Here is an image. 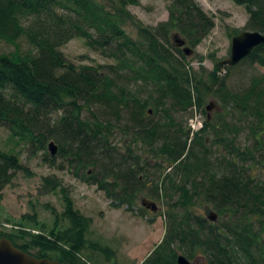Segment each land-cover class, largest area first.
<instances>
[{
	"label": "trees",
	"instance_id": "16d2710c",
	"mask_svg": "<svg viewBox=\"0 0 264 264\" xmlns=\"http://www.w3.org/2000/svg\"><path fill=\"white\" fill-rule=\"evenodd\" d=\"M168 1V19L149 27L128 10L139 0H0V40L14 46L13 52L0 54V127L22 142L48 136L63 140L69 151L59 147L58 152L74 165L75 178L97 186L111 205H127L128 210L147 188L137 174L149 161L154 158L160 172L168 168L160 184L149 189L159 197L162 186L169 198L165 233L140 264H177L179 255L191 261L199 254L206 264H264V176L255 174L264 169V76L252 75L246 86L232 89L228 75H220L241 64L264 66V43L237 65L219 62L207 75H192L186 54L170 35L195 47L214 23L194 0ZM234 1L247 11L245 31L264 35V0ZM21 38L28 52L20 49ZM74 38L116 63L68 62L60 48ZM131 83L144 86L146 96L131 91ZM209 97L223 112L211 117L205 106ZM95 109L117 123L101 120ZM60 111L64 115L49 130L46 121ZM84 112L91 119L83 118ZM122 112L129 114L130 125H119ZM189 112L187 126L177 121L176 114ZM197 112L204 120L193 131L190 120ZM114 128L130 138L122 149L111 142ZM213 145L225 149V155L214 158ZM138 146L146 158L136 154ZM22 169L16 154L0 149V199ZM44 186L58 189L63 199L52 227L46 230L42 224L37 232L23 223L11 232L0 227V239L36 259L100 264L95 253L101 252L110 261L109 249L88 238L92 220L74 208L69 191L50 178ZM199 201L211 204L225 222L197 215ZM27 219L39 224L35 217Z\"/></svg>",
	"mask_w": 264,
	"mask_h": 264
},
{
	"label": "rangeland",
	"instance_id": "374dc122",
	"mask_svg": "<svg viewBox=\"0 0 264 264\" xmlns=\"http://www.w3.org/2000/svg\"><path fill=\"white\" fill-rule=\"evenodd\" d=\"M202 11L212 18L213 28L202 39L201 43L195 47L185 42L181 48L191 49V53L186 56V64L192 75H207L215 65L229 58L231 49V40L234 36L245 31L248 14L244 5L235 3L234 0H194ZM168 0H139L136 6H129L128 10L144 25L155 27L160 22L168 19ZM127 31L136 37L135 31L127 26ZM172 44H176L180 38L175 33L170 35ZM22 52H28L30 46L24 38L19 39ZM177 45V44H176ZM65 59L76 65H90L94 67L113 65L116 62L112 59L103 57L99 52H95L86 46L85 41L80 38H74L60 48ZM14 51V46L0 40V54H8ZM178 56V52L174 51ZM100 72H108L107 68H99ZM221 77L228 75L227 80L230 88L238 89L246 86L252 75H263L264 66L257 64H241L236 69L226 74L223 70ZM140 84L131 83L128 88L134 93H139L142 97L146 96V90ZM211 105L208 113L213 116L214 112H223L219 102L213 97L206 99L205 106ZM101 110H94L97 117L101 120L108 118L113 124L115 119L106 116ZM65 112L52 113L46 121L48 129L53 130L58 121ZM198 120L203 122L204 115L197 112ZM129 114L122 112L119 120L120 126L130 125ZM153 119L157 116L151 115ZM179 123L187 126L188 119L192 113L176 114ZM225 116V114H224ZM83 118L91 119V115L84 112ZM49 132H46V137ZM54 136V134H53ZM246 134H242L238 140L240 144L245 142ZM130 141V138L122 133L121 129H113L111 142L117 143L120 149ZM211 139H209L210 143ZM54 143L57 147L55 155H51L49 145ZM63 140L57 141L54 137H47L44 141L41 137L36 142H22L17 139H11L7 129L0 127V149L5 152L14 153L18 156L23 169L17 171L10 184L6 185L2 191L0 199V227L5 232H11L19 223H23L26 229H35V232L43 224L46 230L53 225L55 215L63 211V199L58 189L50 191L44 186V179L50 178L55 182H60L61 186L69 191V195L74 203V208L81 214L91 218L92 224L88 238L98 242L101 247L109 249L111 260L104 253L96 252L95 256L100 264H140L147 254L162 240L166 229V213L169 209V198L161 192L159 197H153L149 189L153 185L160 184L162 174L168 172L167 165L163 171H159L154 163V158L145 166V171L137 174L145 181L147 188L138 193L134 205L128 210L127 205L113 206L111 200L106 197L104 191L97 186L89 185L75 178L74 165L61 156L58 152L59 147L67 150V145ZM136 154L142 159L148 156L146 150L139 146L135 149ZM69 151V148L68 150ZM214 158H221L225 155V149L220 145L212 146ZM92 170L86 168L85 171ZM255 174L264 176V169H257ZM83 174V171H82ZM161 177V178H160ZM263 178V177H262ZM48 191V192H47ZM147 200L155 203L157 210L152 212L146 209L141 213L142 201ZM197 215L206 218L211 212H216L211 204L198 202L194 207ZM27 217H35L38 225L29 221ZM208 220V219H207ZM209 221V220H208ZM211 222V221H210ZM216 222H225L221 216L217 215ZM212 222V223H216ZM18 227V226H16ZM264 245V234H262ZM193 264H206V259L198 257L191 260ZM94 263V262H93ZM95 264V263H94Z\"/></svg>",
	"mask_w": 264,
	"mask_h": 264
},
{
	"label": "water",
	"instance_id": "95a60500",
	"mask_svg": "<svg viewBox=\"0 0 264 264\" xmlns=\"http://www.w3.org/2000/svg\"><path fill=\"white\" fill-rule=\"evenodd\" d=\"M177 46H182L185 43V40L178 39L176 41ZM264 43V35L257 31H243L240 34L234 36L231 40V49L230 56L228 59L220 62L222 65L226 66H234L237 65L241 60L246 58L255 47ZM183 52L186 55H189L192 51L189 48H184ZM211 105L207 107L209 111ZM51 155H55L57 151V147L54 143H50L49 145ZM141 205L155 212L157 210V206L155 203L144 200ZM207 219L211 222H215L217 220V214L215 212H211ZM0 264H68L61 263L56 260L49 259H36L35 257L26 254L25 252L15 248L12 243L6 239H0ZM177 264H193L189 261L185 256L179 255L177 257Z\"/></svg>",
	"mask_w": 264,
	"mask_h": 264
},
{
	"label": "built area",
	"instance_id": "2783aa9c",
	"mask_svg": "<svg viewBox=\"0 0 264 264\" xmlns=\"http://www.w3.org/2000/svg\"><path fill=\"white\" fill-rule=\"evenodd\" d=\"M202 125V122L197 119V117L193 118L190 120V126L193 131L198 130Z\"/></svg>",
	"mask_w": 264,
	"mask_h": 264
},
{
	"label": "bare ground",
	"instance_id": "6f19581e",
	"mask_svg": "<svg viewBox=\"0 0 264 264\" xmlns=\"http://www.w3.org/2000/svg\"><path fill=\"white\" fill-rule=\"evenodd\" d=\"M222 62V61H221ZM223 66H226V65H223Z\"/></svg>",
	"mask_w": 264,
	"mask_h": 264
},
{
	"label": "crops",
	"instance_id": "0c3cea01",
	"mask_svg": "<svg viewBox=\"0 0 264 264\" xmlns=\"http://www.w3.org/2000/svg\"><path fill=\"white\" fill-rule=\"evenodd\" d=\"M150 252H151V251H150ZM150 252H149V253H150ZM149 253H148V254H149ZM148 254H147V255H148Z\"/></svg>",
	"mask_w": 264,
	"mask_h": 264
}]
</instances>
